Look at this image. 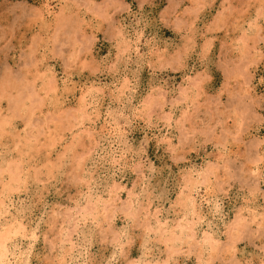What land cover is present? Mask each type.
<instances>
[{
	"label": "rangeland",
	"instance_id": "374dc122",
	"mask_svg": "<svg viewBox=\"0 0 264 264\" xmlns=\"http://www.w3.org/2000/svg\"><path fill=\"white\" fill-rule=\"evenodd\" d=\"M8 117L11 264H264V0H0Z\"/></svg>",
	"mask_w": 264,
	"mask_h": 264
},
{
	"label": "bare ground",
	"instance_id": "6f19581e",
	"mask_svg": "<svg viewBox=\"0 0 264 264\" xmlns=\"http://www.w3.org/2000/svg\"><path fill=\"white\" fill-rule=\"evenodd\" d=\"M101 5H103V4H101ZM94 7H95V6H94ZM102 8H103V7H102ZM259 9H260V8H259ZM256 13H257V12H256ZM40 14L42 15V13H40ZM63 15H64V14H63ZM59 16H60V15H59ZM40 17H41V16H40ZM62 18H63V17H62ZM58 19H60V18H58ZM64 19H65V18H64ZM221 19H222V18H221ZM56 21H57V20H56ZM61 21H62V19H61ZM61 21H60V22H61ZM64 21H66V20H64ZM64 21H63V22H64ZM254 21L256 22V19H255ZM254 21H253V22H254ZM218 22H219V20H218ZM55 23H56V22H55ZM55 23H54V24H55ZM65 23H66V22H65ZM67 23H68V22H67ZM218 24H219V23H218ZM121 25H122V24H121ZM213 25H214V24H213ZM216 25H217V24H216ZM252 25H253V24H252ZM252 25H250V26H252ZM255 25H256V24H255ZM55 27H56V26H55ZM55 27H54V28H55ZM67 27H68V26H67ZM67 27H66V28H67ZM248 27H249V26H248ZM61 28H62V27H61ZM68 28H69V27H68ZM68 28H67V29H68ZM74 28H75V27H74ZM114 28H115V27H114ZM253 28L255 29V27L252 26V29H253ZM249 29H251V27L248 28V30H249ZM57 30H58V29H57ZM68 30H69V29H68ZM70 30H71V28H70ZM77 30H78V29H77ZM119 30H120V27H119ZM73 31H74V30H73ZM73 31H71V32H73ZM246 31H247V30H246ZM249 31H250V30H249ZM249 31H248V32H249ZM254 31H255V30H254ZM62 32H65V31H62ZM69 32H70V31H68V33H69ZM255 32H256V31H255ZM250 33H251V32H250ZM63 34H64V33H63ZM127 34H128V33H127ZM243 34H244V31H243L242 35H243ZM255 34H256V33H255ZM251 35H252V34H251ZM243 36H244V35H243ZM129 37H130V36H129ZM119 38H120V37H119ZM68 39H69V38H68ZM117 39H118V38H117ZM243 40H244V39H243ZM243 40H242V41H243ZM258 40H259V39H258ZM246 41H247V40H246ZM127 42H128V39H127ZM244 42H245V41H244ZM240 43H241V42H240ZM254 43H255V42H254ZM118 44H119V43H118ZM130 44H131V43H130ZM257 44H258V43H257ZM121 45H123V44H121ZM239 45H240V44H239ZM136 48H137V47H136ZM239 48H240V47H239ZM253 48H254V47H253ZM131 49H132V48H131ZM241 49H242V48H241ZM121 50H122V49H120V51H121ZM76 52H77V51H76ZM117 52H118V51H117ZM121 52L123 53V51H121ZM121 52H120V54H122ZM175 52H177V51L175 50ZM201 52H202V51H201ZM259 54H260V53H259ZM75 55H76V54H75ZM115 55H116V54H115ZM123 55H124V54H123ZM121 56H122V55H120V58H121ZM116 57H117V56H116ZM122 57H123V56H122ZM177 57H178V56H177ZM177 57H176V58H177ZM179 57H180V55H179ZM174 58H175V54H174ZM117 59H119V58H117ZM116 62H117V61H116ZM118 62H119V61H118ZM116 64H117V63H116ZM115 66H116V65H115ZM89 67H90V64H89ZM52 76H53V75H52ZM38 78H39V77H38ZM36 79H37V78H36ZM39 79H40V78H39ZM39 79H38V80H39ZM39 81H40V80H39ZM50 82H51V81H50ZM28 83H29V82H28ZM48 83H49V81H48ZM123 83H124V82H123ZM6 84H7V83H6ZM25 84H27V83H23V81H22V82H21V85H22V86H20V87H21V90L23 91L22 94L25 92V95H26V96H23V97H24V98H27V99H29V100H31L30 102L33 103V101H34V103H35V100L37 99L36 96H38V92L34 91V87H32V88L30 87L31 89L29 90V89H28L29 86H27L28 84H27V85H25ZM52 84H53V83H52ZM43 85H44V84H43ZM46 85H47V84H46ZM49 85H50V84H49ZM127 85H128V84H127ZM51 86H53V85H51ZM123 86H124V85H123ZM10 87H11V86H10ZM20 87H19V88H20ZM43 87H44V86H43ZM12 88H13V87H12ZM15 88H17V87H15ZM54 88H57V87H54ZM10 89H11V88H10ZM47 89H48V88H47ZM126 89H127V87H126ZM185 89H186V88H185ZM187 89L189 90V88H187ZM80 90H81V89H80ZM88 90H90V89H88ZM91 90H92V89H91ZM16 91H17V90H16ZM19 91H20V89H19ZM82 91H83V90H82ZM124 91H125V90H124ZM181 91H182V90H181ZM3 92H4V91H3ZM20 92H21V91H20ZM43 92H45V91H43ZM78 92H79V91H78ZM100 92H101V91H100ZM122 92H123V91H120V93H118V94H122ZM185 92L187 93V91H185ZM53 93H54V92H53ZM112 93H113V92H112ZM5 94H7V92H6ZM9 94H10V93H9ZM20 94H21V93H20ZM54 94H55V93H54ZM80 94H81V93H80ZM86 94L88 95V93L86 92L85 94H83L82 96H80V97H81V98H80L81 106H83V105L86 106V105L84 104V103L86 102V97H87ZM92 94H93V93H92ZM180 94L183 96V98H185L186 95H185V93H184V90H183ZM15 95L17 96V93H16ZM18 95H19V94H18ZM109 96H110V95H109ZM30 97H31V98H30ZM90 97H91V96H90ZM186 97H187V96H186ZM24 98H23V99H24ZM95 98H96V97H95ZM92 99H93V98H92ZM8 100H11L10 103L13 105V108L10 109L11 111L9 110V111L12 113V114H11L12 117H10V118H13V117L16 118V117H20V116H22V115H21L22 112L20 113V111H22L21 108H22V106H23V101H24L25 99L22 101L21 97H18V98H16V99H12V97H11V99H8ZM29 100H27V101H29ZM32 100H33V101H32ZM36 102H37V101H36ZM80 102H79V103H80ZM118 102H119V101H118ZM7 104H8V103H7ZM29 104H30V103H29ZM30 105L32 106V104H30ZM96 105H97V104H96ZM34 106H35V105H34ZM23 107H25V106H23ZM25 108L27 109V113H28V112H29V111H28V106L25 107ZM86 108H88V107H86ZM97 108H98V107H97ZM29 110H30V109H29ZM96 110H97V109H96ZM88 111H89V110H88ZM65 112H66V111H65ZM100 112H101V111H100ZM29 113H30V112H29ZM103 113H104V112H103ZM24 114H25V113H24ZM25 115H26V114H25ZM64 115H65V114H64ZM67 115H68L70 118H71V117H72V118H73V117H76L78 120H79V119H82V120H83V118H84L85 116H86V118H88V116H89V115L86 113V110H84V108H80V105H79V108H77L76 110H74L73 114H72V113H67V114L65 115V121L69 122V118L67 117ZM91 115H92V114H91ZM93 115H94V114H93ZM95 115H96V114H95ZM99 115H100V114H99ZM2 116H3V115H2ZM96 116H98V115H96ZM96 116H95V117H96ZM90 117H92V116H90ZM21 118H22V117H21ZM98 118H99V116H98ZM60 119H61V118H60ZM9 120H10L9 117H8L7 119H1V120H0V127L2 126L3 123L5 124V123H6L7 121H9ZM61 120H62V119H61ZM63 120H64V119H63ZM70 120H71V119H70ZM82 120H81V121H82ZM84 120H85V118H84ZM84 120H83V122H84ZM87 120H89V119H87ZM75 121H77V120H75ZM106 121H107V120H106ZM59 122H60V121H59ZM90 122H92V121H90ZM93 122H94V119H93ZM97 122H98V121H97ZM64 123H65V122H64ZM65 124H66V123H65ZM78 124H79V123H78ZM92 124H93V123H92ZM106 124H107V122H106ZM80 126H81V125H80ZM101 126H102V125H101ZM101 126H100V128H101ZM73 128H74V127H73ZM102 128H104V127L102 126ZM102 128H101V130H100V133L103 132V131H102ZM3 129H4V128H3ZM68 129H69V128H68ZM104 129H105V128H104ZM105 130H106V129H105ZM63 131H64V129H63ZM63 131H62V132H63ZM101 131H102V132H101ZM0 132H1V131H0ZM3 132H4V131H3ZM58 132H59V131H58ZM100 133H99V134H100ZM107 134H108V132H107ZM56 135H57V133H56ZM60 136H61V135H60ZM60 136H57V137H60ZM104 137H105V136H104ZM17 140H18V139H17ZM23 140H24V139H23ZM98 140H99V139H98ZM98 140L96 141L97 144H98ZM56 142H57V141H56ZM15 144H16V142H15ZM18 144H19V143H18ZM50 145H52V144H50ZM100 145H101V144H100ZM52 146H54V145H52ZM50 147H51V146H50ZM101 147H102V146H101ZM102 148H103V147H102ZM69 151H70V150H69ZM90 151H91V150H90ZM94 152H95V151H94ZM98 152H99V151H98ZM88 153H89V152H88ZM65 154H66V153H65ZM113 154H114V153H113ZM115 154H116V153H115ZM90 156H91V155H90ZM97 156H98V154H97ZM81 157H82V156H81ZM109 157H110V156H109ZM112 158H113V156H112ZM115 158H116V157H115ZM113 159H114V158H113ZM98 160H99V159H98ZM114 160H117V159H114ZM82 161H83V160H82ZM92 161H93V160H92ZM24 162H25V161H24ZM83 162H84V161H83ZM99 162H100V161H98V162L95 161V163H99ZM13 163H14V162H13ZM85 163H86V161H85ZM85 163H83V164H85ZM117 163H118V162H117ZM77 164H78V163H77ZM114 164H116V163L114 162ZM80 167H81V166H80ZM89 167H90V166H89ZM95 167H97V166L95 165ZM7 168H8V167H7ZM12 168H17V167H12ZM93 169H94V168H93ZM95 169H96V168H95ZM9 170L11 171L12 169H9ZM206 170H207V169H206ZM0 171H1V170H0ZM49 171H50V170H49ZM208 171H209V170H208ZM15 172H16V170L14 171V173H15ZM88 172H89V171H88ZM202 172L204 173V171H202ZM6 173L8 174V172H6ZM11 173H12V172H11ZM11 173H10V174H11ZM17 173H18V172H17ZM24 173H25V172H24ZM207 173H208V172H207ZM210 173H211V172H210ZM20 174H21V173H20ZM20 174L18 173L17 176H16V174H15L16 178H17L18 175H20ZM189 174H190V173H189ZM12 177H14V175H13ZM190 177H191V176H190ZM192 177H193V176H192ZM8 178H10V176H9ZM88 178H89V177H88ZM187 178H188V177H187ZM202 178H203V176H202ZM17 179H18V178H17ZM34 179H35V178H34ZM89 179H90V178H89ZM189 179H190V178H189ZM200 179H201V178H200ZM203 179H205V178H203ZM203 179H202V180H203ZM9 181H10V179H9ZM13 181H14V180H13ZM13 181H11V182H13ZM191 181H193V180H191ZM200 181H201V180H200ZM15 182H16V180H15ZM15 182H14V183H15ZM193 182L196 183V181H193ZM193 182H191V183H193ZM202 182H204V181H202ZM195 183H194V184H195ZM199 183H200V182H199ZM15 184H16V183H15ZM186 184H187V183H186ZM188 184H189V185H188L189 187H192V186H190V185H191L190 183H188ZM194 184H192V185L194 186ZM200 185H202V184H200ZM86 186H88V185H86ZM89 186H90V183H89ZM184 186H185V185H184ZM5 187H6V186H5ZM7 187H8V189H10V188H9V185H7ZM7 187H6V188H7ZM2 188H3V187H2ZM185 188H187V187H185ZM13 189H14V188H13ZM87 189H88V187H87ZM89 189H90V187H89ZM112 189H113V188H112ZM187 189H188V188H187ZM189 189H190V188H189ZM2 190H4V189H2ZM2 190H1V191H2ZM6 190H7V189H6ZM10 190H11V189H10ZM7 191H9V190H7ZM12 191H13V190H12ZM188 191H189V190H188ZM192 191H193V188H192ZM198 191H199V190H198ZM182 192H184V191H182ZM4 193H5V192H4ZM184 194H185V193H184ZM1 195H2V194H1ZM108 195H109V194H108ZM204 195H205V194H204ZM90 197H91V196H90ZM90 197H89V198H90ZM190 197H191V199H192V196H190ZM194 197H195V196H194ZM206 197H208V196L206 195ZM3 199H4V198H3ZM193 200H194V199H193ZM0 201H1V200H0ZM90 201H91V199H90ZM185 201H186V200H185ZM188 202H190V201H188ZM84 203H85V202H84ZM87 203H88V201H87ZM87 203H86V204H87ZM192 203H193V202H192ZM194 203H195V201H194ZM206 203H207V201H206ZM0 204H2V203H0ZM95 205H96V204H95ZM187 205H188V204H187ZM1 206H2V205H1ZM84 206H85V205H84ZM84 206H83V207H84ZM189 206H191V205H189ZM189 206H188V207H189ZM5 207H7V206L5 205ZM10 207H11V205L9 206V208H10ZM12 207H13V206H12ZM131 207H132V206H131ZM188 207H187V209H188ZM191 207H193V206H191ZM191 207H190V210L192 209ZM199 207H200V206H199ZM13 208H14V207H13ZM218 208H219V207H218ZM2 209H3V207H2ZM85 209H86V208H85ZM85 209H84V210H85ZM90 209H91V208H90ZM92 209H93V208H92ZM98 209H99V208H98ZM81 210H82V208H81ZM88 210H89V209H88ZM105 210H106V209H105ZM130 210H131V209H130ZM205 210H206V209H205ZM90 211H92V210H90ZM94 211H95V210H94ZM88 212H89V211H88ZM189 212H190V211H189ZM1 213L3 214V212H1ZM1 213H0V214H1ZM204 213H205V212H204ZM2 214H1V215H2ZM5 214H7L6 211H5ZM193 214H194V213H193ZM209 215H211V214L209 213ZM200 216H201V215H200ZM14 217H15V216H14ZM14 217H13V218H14ZM17 217H18V216H17ZM188 217H189V216H188ZM183 218H185V217H183ZM201 218H203V217H201ZM201 218H200V220H201ZM211 218H212V217H211ZM186 219H187V217H186ZM198 219H199V217H198ZM240 219H241V218H240ZM25 220L27 221V219H25ZM30 221H31V220H30ZM196 221H197V220H196ZM183 223H185V222L183 221ZM17 224H18V223H17ZM178 225H179V224H178ZM178 225H177V226H178ZM181 225H182V227H183V224H182V223H181ZM11 226H12V225H11ZM11 226H10V228H11ZM19 226H20V224H19ZM26 226H27V225H26ZM177 226H176V227H177ZM21 227H22V226H21ZM23 227H24V226H23ZM23 227H22V229H23ZM176 227H175V228H176ZM179 227H180V226H179ZM10 228H9V230H11ZM183 228H184V227H183ZM15 229H16V228H15ZM15 229H14V230H15ZM24 229H25V227H24ZM24 229H23V230H24ZM178 229H179V228H178ZM185 229H186V228H185ZM6 230H7V229H6ZM6 230H5V231H6ZM12 230H13V229H12ZM17 230H18V229H17ZM159 230H160V229H159ZM174 230H175V229H174ZM17 232H18V231H17ZM156 232H157V231H156ZM3 233H4V232H3ZM7 233H8V232H6V235H7ZM9 233H10V232H9ZM9 233H8V234H9ZM12 233H13V231H12ZM18 233H19V232H18ZM21 233H22V232H21ZM177 233H178V232H177ZM181 233H182V231H181ZM16 234H17V233H16ZM170 234H171V233H170ZM172 234H173V233H172ZM175 234H176V233H175ZM183 234L185 235V233H183ZM189 234H190V233H189ZM173 235H174V234H173ZM186 235H187V234H186ZM9 236H11V234H10V235H7V238H8ZM170 236L172 237V235H170ZM176 236H177V235H176ZM4 237H5V236H4ZM11 237H12V236H11ZM18 237H19V236H18ZM177 237H178V236H177ZM179 237H180V233H179ZM182 237H184V236H182ZM26 238H27V237H26ZM175 238H176V237H175ZM175 238H174V239H175ZM180 238H181V237H180ZM1 239H2V238H1V236H0V240H1ZM15 239H16V238H15ZM167 239H168V238H167ZM178 239H179V238H178ZM191 239H192V238H191ZM213 239H214V238H213ZM2 240H3V239H2ZM2 240L0 241V247H1L2 250H3V249H4V247H3V246H4V241H2ZM11 240H12V238H11ZM202 240H203V239H202ZM202 240H201V241H202ZM179 241L181 242V240H179ZM7 242H10V239H9ZM184 242H185V241H184ZM199 242H200V241H199ZM11 243H12V242H11ZM15 243H17V242H15ZM15 243H14V244H15ZM18 243H19V242H18ZM30 243H31V242H30ZM27 244H28V243H27ZM190 244H191V243H190ZM192 244H193V242H192ZM201 244H202V243H201ZM1 245H3V246H1ZM198 245H199V244H198ZM9 246H10V245H9ZM199 246H200V245H199ZM202 246H203V245H202ZM204 246H205V245H204ZM209 246H210V245H209ZM209 246H208V247H209ZM206 247H207V246H206ZM1 248H0V264H11V263H10V259H8L9 254L7 253V254H8V255H7V254L5 253V252H6L5 249H4V252H2V251H1ZM6 248H7V247H6ZM203 248H204V247H203ZM25 249L27 250V248H25ZM13 250H14V247H13ZM13 250H12V251H13ZM18 250H19V249H18ZM71 250H72V249H71ZM205 250H206V249H205ZM9 252H11V251H9ZM13 252H14V251H13ZM29 253H30V252H29ZM68 253H69V252H68ZM21 255H24V254H21ZM11 256H12V255H11ZM16 259H17V258H16ZM25 259H26V258H25ZM27 259H28V257H27ZM19 260H21V259H19ZM19 260H18V261H19ZM29 260H30V259H29ZM60 260H61V259H60ZM67 264H68V263H67Z\"/></svg>",
	"mask_w": 264,
	"mask_h": 264
}]
</instances>
